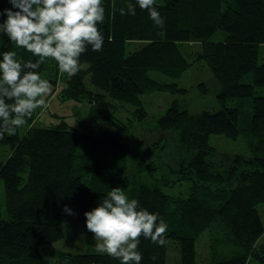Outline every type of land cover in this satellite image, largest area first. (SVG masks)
Returning a JSON list of instances; mask_svg holds the SVG:
<instances>
[{
  "label": "trees",
  "instance_id": "trees-1",
  "mask_svg": "<svg viewBox=\"0 0 264 264\" xmlns=\"http://www.w3.org/2000/svg\"><path fill=\"white\" fill-rule=\"evenodd\" d=\"M126 2L115 0L117 9ZM112 3L104 0L105 20L98 25L104 37L102 49L97 52L88 46L80 57L85 68L67 76L61 90L64 100L90 103L88 124L97 118L109 127L128 130L134 119L147 117L143 95L185 93L176 81L161 82L149 74L157 71L179 78L193 63L180 48L182 43L200 44L194 60L203 61L219 84L216 110L189 112L173 100L155 115L159 116L154 132L158 135L160 130L161 136L172 139L177 136L180 152H188L183 156L178 150V166L167 167L160 176L153 174L156 166L143 161L150 180L136 184L132 198L139 207L158 213L157 223L163 220L168 230L163 246L140 238V264H166L171 239L179 244V264H247L248 259L264 264V242L258 243L264 223L257 209L264 201V60L259 62L264 48V0H155L154 7L165 21L162 28L152 22L146 9L137 5L135 15L122 16L111 12ZM11 7L8 0H0V24L6 19L3 9ZM131 40L144 44L126 53L125 42ZM37 59L23 52L22 61ZM43 69L44 63L35 71L40 74ZM197 88L202 95L208 92L205 83L199 82ZM110 99L133 105V121L119 125L104 112ZM236 100L237 105H229ZM240 101L246 104L247 127L241 124L245 112ZM105 133L101 138H106V145L124 149L119 134ZM212 134L230 139L242 135L251 155L216 152L209 144ZM95 140L84 128L70 126L64 119L53 127L29 122L22 134L17 129L15 135L0 139V145L9 147L8 156L0 161L6 212V217L0 215V264H120L105 253L54 247L65 236L64 207L76 208L85 223L84 213L109 192L102 184L88 185L77 170L81 145ZM178 179L190 181L185 196L165 191ZM217 218L240 249L229 257L196 262V239Z\"/></svg>",
  "mask_w": 264,
  "mask_h": 264
},
{
  "label": "rangeland",
  "instance_id": "rangeland-1",
  "mask_svg": "<svg viewBox=\"0 0 264 264\" xmlns=\"http://www.w3.org/2000/svg\"><path fill=\"white\" fill-rule=\"evenodd\" d=\"M217 32L211 39H216L219 35ZM144 44L143 41L131 40L125 42V51L129 53L134 49L139 48ZM200 44L198 43H182L180 48L184 53H188V59L193 63L179 77L172 78L157 71H150L149 74L153 78L161 82L176 81L180 87L186 89L185 93L180 92H153L145 94L143 98V106L146 109L147 117L143 120H132L134 106L110 99V106L104 108V112L112 114L119 125H127L130 121L134 123L129 126L128 130L109 127L107 123H103L102 119H95L90 124L88 121L90 103L82 100L62 99L61 90L66 86V74H62L58 65L54 60L47 59L44 63V69L40 73L42 78L47 79L52 85L51 94L46 98L47 107L37 109L31 118L21 128H18L19 133H23L29 126V122L33 126L53 127L59 120L64 119L70 126L76 128H84L87 133L94 135L97 140L91 144L84 143L81 145V150L78 154L77 162L78 172L83 175L82 178L88 185L92 183L102 184L105 187L111 188L120 187L126 195L131 199L132 192L136 184L139 182H148L150 176L147 173L144 162L149 165L156 166L153 174L155 176L164 175L167 173V167L176 168L178 166L176 154L181 153L183 156L187 154V150H179L177 147L178 140L172 139L169 136H161L159 130L158 135L154 132V127L157 126L156 118L163 106L173 100L179 103L180 108L187 109L189 112H196L202 109L216 110L218 103L216 101V93L219 89V84L212 76L208 67L203 61L194 60V54ZM5 51H16L17 58L23 59L24 49L16 48V46L8 40L6 35L0 34V59ZM264 60V48H261L259 62ZM249 80V79H248ZM205 83L208 92L204 95L198 92L197 84ZM259 90V89H257ZM238 101H230L229 105H237ZM245 101H240V109L245 112L242 115L241 124L249 126V118L245 111ZM164 106V107H165ZM164 109V108H163ZM160 112V113H161ZM110 115V116H112ZM130 120V121H129ZM150 128L153 129L151 135ZM95 129V131H92ZM92 131V132H91ZM133 131V132H132ZM119 134L118 140L124 143V149L119 151L114 150L111 146L106 145V138H101L103 133ZM132 132V133H130ZM105 133V134H106ZM165 135H168L165 133ZM170 138V139H168ZM209 144L220 154L238 153L245 156L251 155V151L245 145L242 135L236 139H230L222 134H212L209 137ZM179 150V151H178ZM178 151V152H177ZM9 154V147L0 145V161H4ZM89 169V170H88ZM239 169V168H238ZM178 177L172 176V179ZM174 184V185H173ZM172 188H166V192L172 195L185 196L188 193L190 181L181 182L180 179L173 182ZM216 188V187H215ZM214 190H217V188ZM0 215L6 217V212L3 207L4 195L2 181L0 180ZM72 210L74 215L62 211L61 223L65 232V236L61 241L55 243L54 247L63 250H71L78 253L96 252V240L91 232L86 228V223H83L78 218L76 208L67 206ZM65 208V207H64ZM257 209L264 223V201L257 204ZM264 242V233L258 239V243ZM239 247L233 243L229 235L228 229L225 228L221 221L217 218L203 230L196 239V262H208L214 259L229 257L239 251ZM51 261V260H50ZM180 253L179 244L175 240L168 241V249L166 256V264H179ZM247 264H262L253 259H248Z\"/></svg>",
  "mask_w": 264,
  "mask_h": 264
},
{
  "label": "clouds",
  "instance_id": "clouds-1",
  "mask_svg": "<svg viewBox=\"0 0 264 264\" xmlns=\"http://www.w3.org/2000/svg\"><path fill=\"white\" fill-rule=\"evenodd\" d=\"M11 8L3 9L6 19L0 34L6 35L16 48L24 49L38 59L22 61L16 51H5L0 59V139L15 135L28 118L46 108L52 85L35 71L47 59L54 60L62 74L69 78L85 68L80 57L91 46L99 52L104 37L98 28L105 20L104 0H8ZM146 9L152 22L163 27L165 21L155 0H127L111 12L135 15V8ZM11 101V102H9ZM64 211L74 215L67 206ZM86 228L96 240L97 253L116 258L120 264H140V238H148L158 246L167 243V224L158 221V213L139 207L120 187L111 188L106 198L84 213Z\"/></svg>",
  "mask_w": 264,
  "mask_h": 264
}]
</instances>
